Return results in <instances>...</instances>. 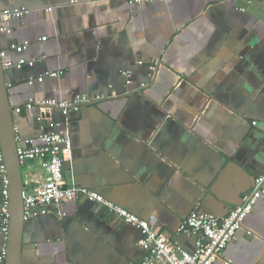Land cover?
<instances>
[{
  "label": "crops",
  "instance_id": "obj_1",
  "mask_svg": "<svg viewBox=\"0 0 264 264\" xmlns=\"http://www.w3.org/2000/svg\"><path fill=\"white\" fill-rule=\"evenodd\" d=\"M22 6L30 9L22 18L0 21L11 29L0 30V52L35 60L4 68L23 138L39 130L30 99L118 92L47 114L72 141L69 184L155 216L156 229L171 234L195 210L225 216L242 203L264 168V0H0V10ZM26 40L23 52L12 48ZM48 70L64 74L29 81ZM140 236L104 205L65 201L25 222L22 264H141ZM5 247L0 233V264ZM225 263L264 264V201L215 262Z\"/></svg>",
  "mask_w": 264,
  "mask_h": 264
},
{
  "label": "built area",
  "instance_id": "obj_2",
  "mask_svg": "<svg viewBox=\"0 0 264 264\" xmlns=\"http://www.w3.org/2000/svg\"><path fill=\"white\" fill-rule=\"evenodd\" d=\"M131 4L151 3L156 0H127ZM226 2H239L241 0H222ZM48 10H52L51 7ZM30 11L25 6L5 8L0 10V21L13 18H22ZM1 31L11 32L10 28L0 27ZM42 39H45L42 38ZM29 41L21 44H13L17 52L21 53L28 48ZM3 58L4 68L24 65L34 66L35 60L24 57L17 61L6 60V52H0ZM138 63H143L139 60ZM151 69L155 65H150ZM126 85L133 82V71L124 69L121 71ZM64 70H48L37 78H30V82L43 81L46 77H59ZM118 92L111 88L108 94L99 93L90 96L86 93L75 94L70 98H45L41 101L30 99L26 106L29 109L38 108L39 115L38 134L35 138H23L20 130L15 126L16 141L18 142V156L21 168H25L27 179L24 181L23 191L24 220H30L41 215L53 212V207L59 206L65 201H78L85 199L106 206L126 222L137 227L141 236L138 241L143 252L141 264H215L222 255L223 249L238 236V231L243 227L246 218L253 211L258 201H264V168L257 174L252 190L246 193L242 203L233 208L225 216H216L204 211L195 210L185 217L174 234L164 230H157V218L150 216L141 217L131 212L128 208L117 204L98 190L84 187L78 184H69L63 173V164L72 155V141L66 134L59 131V124L52 122L49 114L53 109H59L64 115L72 111H79L81 106L106 98H114ZM17 107L16 111L20 112ZM50 118V127L46 119ZM254 124L257 122L254 121ZM38 162V163H37ZM35 163L38 164L39 173L34 174ZM22 172V169H21ZM0 176H2V192L0 200V233L6 240L10 228V180L6 174L3 151H0ZM251 234V231H248ZM186 236L193 239V247L186 248L177 237ZM7 247L1 253L6 257ZM228 264V263H225Z\"/></svg>",
  "mask_w": 264,
  "mask_h": 264
},
{
  "label": "water",
  "instance_id": "obj_3",
  "mask_svg": "<svg viewBox=\"0 0 264 264\" xmlns=\"http://www.w3.org/2000/svg\"><path fill=\"white\" fill-rule=\"evenodd\" d=\"M14 108L9 100L3 58L0 55V142L4 154L6 174L10 180V228L7 238V264H22L23 233L25 227L22 177L17 152Z\"/></svg>",
  "mask_w": 264,
  "mask_h": 264
}]
</instances>
